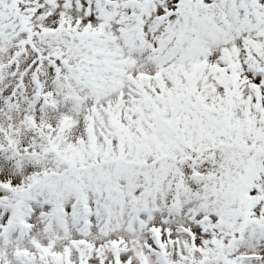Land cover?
I'll use <instances>...</instances> for the list:
<instances>
[{"label":"snow or ice","instance_id":"1","mask_svg":"<svg viewBox=\"0 0 264 264\" xmlns=\"http://www.w3.org/2000/svg\"><path fill=\"white\" fill-rule=\"evenodd\" d=\"M0 264H264V0H0Z\"/></svg>","mask_w":264,"mask_h":264}]
</instances>
